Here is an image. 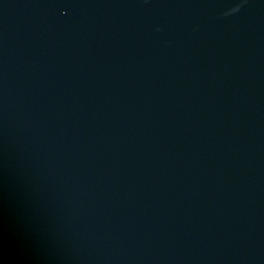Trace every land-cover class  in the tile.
Wrapping results in <instances>:
<instances>
[{
	"label": "water",
	"instance_id": "1",
	"mask_svg": "<svg viewBox=\"0 0 264 264\" xmlns=\"http://www.w3.org/2000/svg\"><path fill=\"white\" fill-rule=\"evenodd\" d=\"M0 264H264V0H0Z\"/></svg>",
	"mask_w": 264,
	"mask_h": 264
}]
</instances>
